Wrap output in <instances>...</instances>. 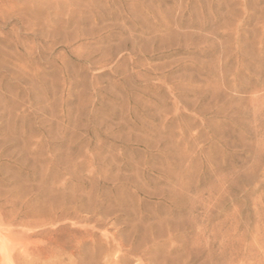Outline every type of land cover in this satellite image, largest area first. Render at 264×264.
Returning a JSON list of instances; mask_svg holds the SVG:
<instances>
[{"label":"rangeland","instance_id":"374dc122","mask_svg":"<svg viewBox=\"0 0 264 264\" xmlns=\"http://www.w3.org/2000/svg\"><path fill=\"white\" fill-rule=\"evenodd\" d=\"M0 264H264V0H0Z\"/></svg>","mask_w":264,"mask_h":264},{"label":"bare ground","instance_id":"6f19581e","mask_svg":"<svg viewBox=\"0 0 264 264\" xmlns=\"http://www.w3.org/2000/svg\"><path fill=\"white\" fill-rule=\"evenodd\" d=\"M255 106V105H254ZM176 233V232H175ZM167 256V255H166Z\"/></svg>","mask_w":264,"mask_h":264}]
</instances>
